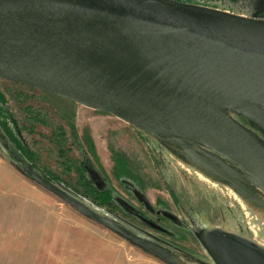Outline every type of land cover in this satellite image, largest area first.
<instances>
[{
    "label": "rangeland",
    "instance_id": "obj_1",
    "mask_svg": "<svg viewBox=\"0 0 264 264\" xmlns=\"http://www.w3.org/2000/svg\"><path fill=\"white\" fill-rule=\"evenodd\" d=\"M188 3L264 19V0ZM0 92V129L8 144L0 141V264H222L210 247L217 233L264 250L235 192L200 180L184 165L185 152L197 144L209 148L204 144L155 135L4 79ZM226 112L264 142L260 125L244 113ZM19 143L33 160L22 158ZM27 169L74 203L37 186ZM87 180L112 198L93 193ZM88 213L108 220L110 228L87 219Z\"/></svg>",
    "mask_w": 264,
    "mask_h": 264
},
{
    "label": "water",
    "instance_id": "obj_2",
    "mask_svg": "<svg viewBox=\"0 0 264 264\" xmlns=\"http://www.w3.org/2000/svg\"><path fill=\"white\" fill-rule=\"evenodd\" d=\"M0 79L155 135L198 140L264 185L263 140L204 108L207 96L264 106V19L177 0H0ZM0 141L8 147L1 129ZM27 173L37 186L74 203L43 174ZM85 217L111 226L102 217ZM210 247L222 264H264V250L220 233Z\"/></svg>",
    "mask_w": 264,
    "mask_h": 264
},
{
    "label": "bare ground",
    "instance_id": "obj_3",
    "mask_svg": "<svg viewBox=\"0 0 264 264\" xmlns=\"http://www.w3.org/2000/svg\"><path fill=\"white\" fill-rule=\"evenodd\" d=\"M204 104L207 112L223 118L231 117L226 109L234 113H244L264 129V106L223 96H207ZM171 138L190 143L199 142L179 136H171ZM195 146L193 149H186V152L181 151L185 152L188 162L184 165H187L190 173L195 174L200 180L211 183L215 187L220 186L234 191L247 210L248 221L255 235L264 244V185L253 173L239 168V165L227 159L222 152L204 148L198 144Z\"/></svg>",
    "mask_w": 264,
    "mask_h": 264
},
{
    "label": "trees",
    "instance_id": "obj_4",
    "mask_svg": "<svg viewBox=\"0 0 264 264\" xmlns=\"http://www.w3.org/2000/svg\"><path fill=\"white\" fill-rule=\"evenodd\" d=\"M177 1H182V2H192L193 0H177ZM4 98H5V96L0 92V99L1 100H4ZM7 130L9 131V133H10V130L7 128ZM12 146L10 145V152L11 153H14V154H16L15 152L16 151H14L12 148H11ZM15 148H16V150L17 151H19L20 152V155L22 156V158H24L25 160H27L28 162L30 161V160H33L34 159V154L32 153V152H30V151H27V149L21 144V143H19L17 146L15 145ZM25 176L27 177V178H29L30 180H32L31 179V177L29 176V175H26L25 174ZM50 179V178H49ZM86 185L91 189V191L93 192V193H95V194H97L99 197L102 195V194H104V195H106V197H107V200H110L112 197V193L109 191V190H100V189H98L95 185H93V183H91V181H89V180H87L86 181ZM64 202V201H63ZM66 203V202H65ZM67 204V203H66ZM79 212V211H78ZM81 213V212H80ZM81 214H83V213H81ZM85 216V215H84ZM161 261H163V262H165V263H167V264H174V263H172V262H170V261H166V260H164V259H160Z\"/></svg>",
    "mask_w": 264,
    "mask_h": 264
}]
</instances>
